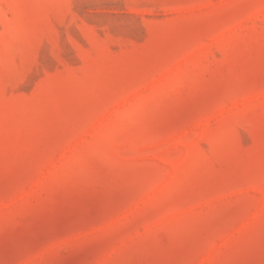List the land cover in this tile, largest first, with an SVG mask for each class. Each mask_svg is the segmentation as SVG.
I'll list each match as a JSON object with an SVG mask.
<instances>
[{
  "label": "rangeland",
  "instance_id": "1",
  "mask_svg": "<svg viewBox=\"0 0 264 264\" xmlns=\"http://www.w3.org/2000/svg\"><path fill=\"white\" fill-rule=\"evenodd\" d=\"M0 264H264V0H0Z\"/></svg>",
  "mask_w": 264,
  "mask_h": 264
}]
</instances>
